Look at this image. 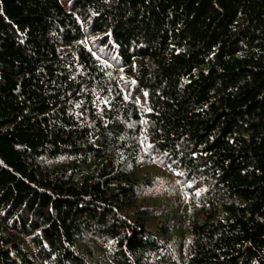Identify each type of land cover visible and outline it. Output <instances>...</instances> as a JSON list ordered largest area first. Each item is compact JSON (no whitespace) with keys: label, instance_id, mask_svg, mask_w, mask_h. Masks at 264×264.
I'll use <instances>...</instances> for the list:
<instances>
[{"label":"trees","instance_id":"16d2710c","mask_svg":"<svg viewBox=\"0 0 264 264\" xmlns=\"http://www.w3.org/2000/svg\"><path fill=\"white\" fill-rule=\"evenodd\" d=\"M0 264H264V0H0Z\"/></svg>","mask_w":264,"mask_h":264},{"label":"rangeland","instance_id":"374dc122","mask_svg":"<svg viewBox=\"0 0 264 264\" xmlns=\"http://www.w3.org/2000/svg\"><path fill=\"white\" fill-rule=\"evenodd\" d=\"M169 186V185H168ZM158 183L154 182L152 186H149L148 189L145 191L149 197L147 199L146 206H149L151 208V212H148V214L145 215L142 214V216H146L149 220V224H153V226H156L160 223V220L162 219V216L165 214L166 209L165 206H169L170 208L175 207V205L172 204V202L176 201V198L173 200L174 196L166 197V195L162 194L161 192L157 191ZM160 189H162L160 187ZM165 189V188H163ZM161 203V204H160ZM154 208V209H153Z\"/></svg>","mask_w":264,"mask_h":264}]
</instances>
